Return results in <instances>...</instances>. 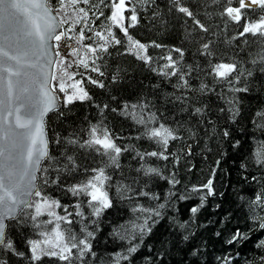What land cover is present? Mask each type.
I'll use <instances>...</instances> for the list:
<instances>
[{"label": "trees", "instance_id": "1", "mask_svg": "<svg viewBox=\"0 0 264 264\" xmlns=\"http://www.w3.org/2000/svg\"><path fill=\"white\" fill-rule=\"evenodd\" d=\"M180 2L206 31L179 12L174 0H131L137 23L129 34L148 45L152 60L145 63L128 51L127 38L107 19L111 0H80L75 5L63 0V7L61 0H47L65 21L63 42L72 45L56 61L53 76L60 78L63 58L65 78L82 81L79 86L90 97L72 104L62 101L46 117L48 155L37 178V191L58 201L59 210L72 221L60 222L69 246L71 236L79 240L93 233L88 238L91 251L79 257L73 249L71 264H116L117 254L127 257L119 264H264V36H240L242 28L221 15L225 0ZM262 11L254 7L246 14L255 20ZM129 23L126 19L125 26ZM110 26L120 44L111 42ZM74 46L77 53H68ZM168 55L176 61L177 75L165 68ZM81 59L89 64L87 69ZM218 63L236 64L237 70L220 78L212 71ZM58 79L52 85L61 96ZM160 125L175 137L166 147L149 136ZM93 126L98 134L107 130L121 148L115 163L97 152V146L84 144ZM101 167L109 177L105 185L111 207L95 216L88 197L70 189ZM149 168L158 171L149 173ZM209 180L211 194L203 187ZM78 211L83 215H76ZM145 220L151 231L141 234L133 226ZM237 231L246 238L229 244ZM36 237V222L24 208L6 223L5 241L12 248L0 245V264H69L52 256L33 261L29 242ZM131 246L137 249L133 253L128 252Z\"/></svg>", "mask_w": 264, "mask_h": 264}, {"label": "snow or ice", "instance_id": "2", "mask_svg": "<svg viewBox=\"0 0 264 264\" xmlns=\"http://www.w3.org/2000/svg\"><path fill=\"white\" fill-rule=\"evenodd\" d=\"M227 6L224 8L221 15H226L231 21L236 22L241 28L242 31L239 32L240 36H245L246 34L252 35H261L264 36V13L260 14L258 19L252 20L249 19L246 12L249 9L254 7L264 10V0H225ZM70 3L75 5L80 3V0H70ZM84 4H88L89 0H83ZM100 3L103 4L104 0H100ZM174 3L178 6V11L186 14L188 17H192L196 25L201 29H204V25L200 23L199 20L195 19L194 14L187 8L181 5L180 0H174ZM131 0H111L110 10L111 14L107 17L111 24L117 27L124 36L127 38L129 45V50L132 51L138 59L143 60L145 63H150L152 57L147 55L148 45L140 43L138 40H135L129 34V28L134 26L137 23V14L135 7H129ZM235 5V6H234ZM61 6L63 7V0H61ZM14 10V11H13ZM130 11L131 15L125 17V12ZM0 12H7L8 15H15L16 12H22L26 17L25 28L26 34L30 37H33V42L38 43L39 48L42 50L43 55H47L49 48L52 51H55L57 56H59V42L62 38L65 37L66 33L63 31L57 32V29L60 27L61 23L65 21H56V17L53 16L47 7V4L43 0H28L27 3L21 2V0H0ZM80 13H84V17H87V12L85 9L80 8ZM100 15H104L103 12ZM128 19L131 23L128 26H125V20ZM79 22V21H77ZM206 31V29H204ZM96 36L104 38L101 32H96ZM108 35L111 37V42L115 44H120L121 41L117 39L112 32L111 26L108 28ZM84 38L83 30L80 32V39ZM7 40V37H4ZM90 39V38H89ZM55 41L54 45H48V41ZM155 47H160V45H154ZM89 50L93 53L96 52V48L88 46ZM104 51H107L106 45H100ZM205 48L208 47L207 44L204 45ZM176 52L180 53L183 56V53L180 49H175ZM77 49L73 48L72 54L75 55ZM168 63L165 65V68L172 69L171 75H177V70L175 69L176 61L173 60L171 55L165 57ZM12 62H15L14 64ZM24 61L21 56L18 54H13L5 46L0 45V245H4L7 248L11 249V242L5 241V225L4 220L8 217L14 216L17 208L21 205L24 207H32L30 201L27 200V197L35 195L40 196L39 191H33L35 189V184L33 181L36 180V170L39 169L41 161L48 155L47 152V140L44 131V117L49 112L56 108L58 97L54 94V91L49 90L47 87L48 80L41 84L40 96L41 100L39 104L31 101H25L16 103L20 101V96L15 95V89L19 84V78L22 76V65ZM84 68H88L89 64L86 60L81 59L79 61ZM67 67H71L68 65ZM94 72H98L99 68L93 67L91 69ZM237 70L236 64L233 63H218L216 64L212 71L220 78L227 79ZM64 75H68L67 68H62ZM103 75V73H100ZM165 75L169 73L165 72ZM13 78H16L15 80ZM69 79L72 77L69 75ZM53 80L58 78L54 75L52 76ZM89 80L93 84H97L96 80H92L89 77ZM82 84V81H76L72 92H67L64 84L63 76L58 79V88L59 91L64 93V103L72 104L75 101H84L90 99L88 92L84 90L83 87H79ZM103 87V84L99 85ZM247 89H237V91H246ZM27 91V88L23 89ZM15 106L13 107V105ZM23 110V112H22ZM199 111V109H197ZM11 118V119H9ZM144 121L141 120V123ZM227 135V133H225ZM150 138H158V142L162 143L165 147L168 144L169 138H175L173 132L165 127L160 125L159 127L152 128L149 131ZM90 139L84 142L88 147L98 146L96 148L97 152H102L103 155H107L109 159L115 163L117 156L121 152V148L118 147L110 138L107 130H102L98 134L97 127L93 126L90 130ZM26 141V167L23 173V176H28V181L26 187H22L20 182H13V178L17 175L14 165L9 164L8 162L13 159L12 149L15 148L20 140ZM115 153V155H113ZM151 156H157L158 153L151 152L148 153ZM164 159H167L166 156H163V153L159 154ZM69 160L72 158L69 157ZM32 169L31 172L28 170ZM94 175L86 183L73 186L70 191L74 195L84 194L88 197V206L92 209V214L99 216L104 209L111 207V200L109 198L108 191L106 190L105 182L109 179L105 174V168L101 167L98 169L92 170ZM149 173L157 172L155 168H149L147 170ZM23 176L20 177L23 180ZM211 185L212 181L209 180L207 184L203 187L209 190L211 194ZM260 196L256 197V200L259 201ZM43 204L46 208L59 207L58 201H49L45 199ZM164 207V205H160ZM76 208L79 209L80 205L77 204ZM66 210V206H65ZM141 211H148L146 209H140ZM193 213L198 211V208H192ZM41 206L36 205V216L41 215ZM51 216H56L55 212L48 213ZM155 215H159V212H154ZM72 213H68V216H71ZM76 215H83L81 212H77ZM35 219L36 217H32ZM57 220L66 221L68 224H71L72 221L67 218V216H56ZM47 223H51L48 221ZM135 229L143 234L145 231H151V228L148 227L147 220L143 224L134 225ZM261 228H264V223H261ZM54 233L52 241L45 240L46 245H51L47 250L40 246V242L32 241L31 243V259L33 261H40L42 256H52L57 257L61 261H66L71 264L72 250L77 249L79 257H83L86 252L91 251V244L89 243V237H92V232H86L84 238L77 240L75 236H71L70 239L74 241L69 244L65 241V234L60 230V225L56 224L55 228L52 230ZM45 236L48 233H44ZM246 238L244 234L237 231L232 238L228 241L229 244L238 241L239 239ZM261 245L264 246V241H261ZM136 246H131L128 249L129 253L135 252ZM23 255V253H20ZM120 259H127V257L117 254L116 264H119Z\"/></svg>", "mask_w": 264, "mask_h": 264}, {"label": "water", "instance_id": "3", "mask_svg": "<svg viewBox=\"0 0 264 264\" xmlns=\"http://www.w3.org/2000/svg\"><path fill=\"white\" fill-rule=\"evenodd\" d=\"M21 2L27 3L28 0H21ZM43 2L47 4V7L49 8L51 14L56 17V21L60 22L58 16L48 5L47 0H43ZM25 21L26 17L22 12H16L15 15L11 16L8 15L7 12H0V45L5 46L13 54L20 55L22 60L24 61L22 65L23 74L19 78L20 82L15 89V95L20 96V101H17L16 103L31 101L39 104L41 100V84L45 81V79H47L49 82L47 87L49 88V90L54 91V94L59 98L57 106L54 109L57 110L62 104V97L58 94V92L54 89L52 85L54 67L56 61L58 60V58H60V55H65V52L68 47H71L72 45H67L63 42V40H61L59 42L60 47L58 49L59 56H57L56 52L52 51L51 48H49L47 55H43L42 50L38 46V43H34L33 37H30L26 34ZM60 31H63L62 23L57 29V32ZM5 36L7 37V40L4 39ZM55 43V41H48V45L50 46L54 45ZM12 63L14 64L15 62ZM13 79L15 80L16 78ZM25 88H27V91H23V89ZM14 106L15 104L13 105V107ZM52 111H49L44 117V131L47 140V152L48 138L46 133L45 119L48 114H50ZM26 147V141L21 139L18 142L17 146L12 149L13 159L8 162L9 164L14 165L16 169L17 175L13 178V182H20L22 187H26L28 181V176H23L26 167ZM44 159L41 161V164ZM41 164L39 166V169L41 167ZM39 169L36 170L35 173L36 180L33 181V183L35 184V189H33V191H37V176ZM28 171L31 172L32 169H29ZM21 176H23V180L20 179ZM33 196L34 195L27 197V200L31 201ZM24 208L25 207L23 205L19 206L14 216L8 217L4 220L5 229L6 223L10 220H14Z\"/></svg>", "mask_w": 264, "mask_h": 264}, {"label": "rangeland", "instance_id": "4", "mask_svg": "<svg viewBox=\"0 0 264 264\" xmlns=\"http://www.w3.org/2000/svg\"><path fill=\"white\" fill-rule=\"evenodd\" d=\"M262 13H264V11H262ZM261 13V14H262ZM73 48H75V46L73 47ZM73 48H71L69 51H68V53H72V50H73ZM127 49H128V51H130L129 50V45H128V42H127ZM130 52H132V51H130ZM67 53V54H68ZM133 53V52H132ZM134 54V53H133ZM62 61H63V58H61L60 59V61H59V67L58 68H61L60 69V71H59V74H60V76L59 77H61V76H63V79H64V84H65V88H66V90H67V92H72L73 91V88L71 87L72 85H74L75 83H76V81L75 82H69V80H67L66 78H65V75H64V73L62 72V68H63V66L61 67V63H62ZM57 69V68H56ZM56 69H55V71H56ZM54 71V72H55ZM80 87V86H79ZM64 93H62L61 92V96H62V101L64 102ZM91 137H90V134H89V136H88V139H90ZM98 147V146H97ZM92 174H94V173H92ZM90 175L89 176V178L87 179V181L89 180V179H91V177L93 176V175ZM86 181V182H87ZM85 182V183H86ZM45 199H47L48 201H49V203L51 202V201H53L52 199H49L48 197H45V196H42V195H40V196H33L32 197V199H31V204H32V207H25V208H27L28 209V211L30 212V215H31V218L32 217H36L35 219H33L35 222H36V225H37V237L36 238H34L33 240H31L30 242H32V241H38V242H40V246L41 247H43V248H45V250H47L49 247H51V245L49 244V245H46L44 242H45V240H49V241H52V243H55V240L53 239V237H54V233H53V229L55 228V226H56V224H59L60 225V222L62 221V220H57L56 219V216H64V211H62V210H59V208L58 207H53V208H46L45 207V205L43 204V201L45 200ZM89 199V198H88ZM37 204H39L40 206H41V212H42V214L41 215H39V216H36V205ZM55 212L56 213V216H51V215H49L48 213L49 212ZM48 221H51V223H47ZM61 230V229H60ZM62 231V230H61ZM44 233H48V235L47 236H45L44 235ZM29 242V250H30V254H31V243ZM63 242H66V241H63Z\"/></svg>", "mask_w": 264, "mask_h": 264}, {"label": "bare ground", "instance_id": "5", "mask_svg": "<svg viewBox=\"0 0 264 264\" xmlns=\"http://www.w3.org/2000/svg\"><path fill=\"white\" fill-rule=\"evenodd\" d=\"M50 145V144H49ZM49 148V147H48ZM50 156V155H49ZM51 159V158H50ZM45 160V159H44ZM99 160V159H98ZM96 162V161H95ZM92 164V163H91ZM97 165V164H96ZM90 167V166H89ZM86 169H87V167H86ZM83 170H84V168H83ZM90 170V169H89ZM91 171V170H90ZM88 172V171H87ZM92 175H94V174H92ZM38 176L40 177L41 175H40V173L38 174ZM38 176H37V178H38ZM41 179V178H40ZM38 180V179H37ZM65 180V179H64ZM41 182V181H40ZM57 183V182H56ZM59 186V185H58ZM38 188V187H37Z\"/></svg>", "mask_w": 264, "mask_h": 264}]
</instances>
